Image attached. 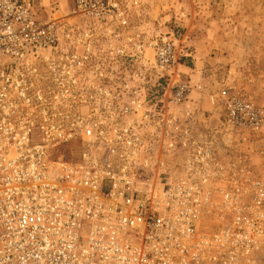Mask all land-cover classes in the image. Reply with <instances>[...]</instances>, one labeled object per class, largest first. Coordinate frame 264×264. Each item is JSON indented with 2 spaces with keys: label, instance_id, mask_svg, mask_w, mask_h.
Returning a JSON list of instances; mask_svg holds the SVG:
<instances>
[{
  "label": "built area",
  "instance_id": "obj_1",
  "mask_svg": "<svg viewBox=\"0 0 264 264\" xmlns=\"http://www.w3.org/2000/svg\"><path fill=\"white\" fill-rule=\"evenodd\" d=\"M37 1L0 0V264H264V174L216 146L264 107L198 120L189 54L130 25L139 0H73L64 22Z\"/></svg>",
  "mask_w": 264,
  "mask_h": 264
},
{
  "label": "rangeland",
  "instance_id": "obj_2",
  "mask_svg": "<svg viewBox=\"0 0 264 264\" xmlns=\"http://www.w3.org/2000/svg\"><path fill=\"white\" fill-rule=\"evenodd\" d=\"M72 2L38 0L37 15L60 16L64 22L72 19L68 18ZM139 4L141 16L132 13L130 25L140 27L144 35L172 34L177 54H189L176 69L191 86L198 120L206 117L209 129L221 130L226 97L264 107V0H139ZM236 139L221 138L218 151L230 148L233 156L251 165L254 175H263L264 129L244 141ZM70 147L64 155L73 158L77 148Z\"/></svg>",
  "mask_w": 264,
  "mask_h": 264
}]
</instances>
